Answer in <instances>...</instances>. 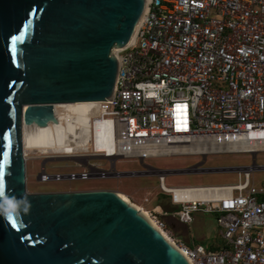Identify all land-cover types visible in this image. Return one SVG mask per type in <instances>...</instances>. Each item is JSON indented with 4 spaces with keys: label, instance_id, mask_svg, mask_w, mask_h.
<instances>
[{
    "label": "built area",
    "instance_id": "obj_1",
    "mask_svg": "<svg viewBox=\"0 0 264 264\" xmlns=\"http://www.w3.org/2000/svg\"><path fill=\"white\" fill-rule=\"evenodd\" d=\"M118 58L110 102L78 103L75 124L50 126L73 127L74 141L92 144L87 153L54 156L86 168L69 180L110 178L118 160L264 152V0H147L134 40ZM256 170H244L238 185L168 187V174L148 167L175 209L147 212L168 236L163 217L189 225L197 213L217 216L218 251L173 240L191 264H264V187L251 182ZM199 192L209 198H185Z\"/></svg>",
    "mask_w": 264,
    "mask_h": 264
},
{
    "label": "water",
    "instance_id": "obj_2",
    "mask_svg": "<svg viewBox=\"0 0 264 264\" xmlns=\"http://www.w3.org/2000/svg\"><path fill=\"white\" fill-rule=\"evenodd\" d=\"M146 6L147 0H0V200L28 201L8 215L0 212V264H191L118 191L27 190L24 126L73 125L76 104L110 102L118 52L131 45ZM252 156L257 166V154ZM50 159L69 158L45 160ZM206 159L164 172L248 168L205 169ZM150 175L118 172L110 178Z\"/></svg>",
    "mask_w": 264,
    "mask_h": 264
},
{
    "label": "rangeland",
    "instance_id": "obj_3",
    "mask_svg": "<svg viewBox=\"0 0 264 264\" xmlns=\"http://www.w3.org/2000/svg\"><path fill=\"white\" fill-rule=\"evenodd\" d=\"M46 156L29 157L27 159V190L29 193H53L69 191H89V190H114L126 196L133 204L145 211H152L157 206H161L166 212L174 210L170 196L165 195L160 189L159 177L156 175L140 177H114L107 179H91L88 181L61 180L43 182L39 178L42 174L43 163L46 161V173L50 176L70 174H80L86 168L79 166L80 161L74 159H50ZM203 161L200 156H180L161 159H150L145 161L147 167H152L162 171H173L186 169ZM91 164L102 166L105 170L111 169L110 161L105 159H93ZM256 168L264 167V152L257 155ZM254 166V158L250 154H212L209 155L204 164L205 169L218 168H244ZM116 169L119 173L146 172V168L138 159L118 160ZM245 180L244 173L240 172H220V173H197L185 175H168L166 185L168 187H191V186H222L238 185ZM251 182L257 188L264 187V170H256L252 173ZM170 208H173L170 210ZM179 212V209L176 210ZM161 218L162 216L159 215ZM168 223L167 231L172 240L177 243L182 242L186 234L184 226L173 228L172 224L176 218L163 217ZM205 225L204 231L199 230L201 225ZM192 241H197L198 236L205 234L215 242H221L217 224V216L205 214L197 221V225L188 226ZM199 234V235H198ZM169 236V237H170ZM194 245L190 248L195 249Z\"/></svg>",
    "mask_w": 264,
    "mask_h": 264
},
{
    "label": "bare ground",
    "instance_id": "obj_4",
    "mask_svg": "<svg viewBox=\"0 0 264 264\" xmlns=\"http://www.w3.org/2000/svg\"><path fill=\"white\" fill-rule=\"evenodd\" d=\"M142 20L140 22V25L142 23ZM91 103L93 102L79 103L78 107L80 108L84 104H91ZM73 130H74L73 127H69V128H66L64 131L60 132V131H57V129H54L51 127L50 128H39L35 126L25 125L23 128V145H24V152H25L26 158L28 159L29 157H36V156L37 157L46 156L47 158V157H54L55 155L87 153L85 151L88 150L92 144L88 142L89 140L74 141L72 139L73 134H74ZM122 196L127 201H130L123 194ZM185 198L187 200H195L198 198L205 199V198H209V194H206L204 192L188 193L185 196ZM137 207L141 211H143V213L149 219H151L147 211L143 210L139 206ZM164 234L170 241H172L175 244V242L166 233Z\"/></svg>",
    "mask_w": 264,
    "mask_h": 264
},
{
    "label": "crops",
    "instance_id": "obj_5",
    "mask_svg": "<svg viewBox=\"0 0 264 264\" xmlns=\"http://www.w3.org/2000/svg\"><path fill=\"white\" fill-rule=\"evenodd\" d=\"M173 208H170V210ZM175 209V208H174ZM205 216L204 213H197L195 214V219L194 222L192 224L197 225V221L200 218H203ZM191 225V224H189ZM189 225H185L183 224L181 221H179V219H176V221L172 224L173 228H179L180 226H184L186 234L183 236V238H181L183 241L182 243L186 244L188 247H190L191 245H194V248H197L198 246H205L207 250L209 251H218L221 246L222 243L221 242H215L212 239H210L207 235L202 234L198 236V240L197 241H192L191 237H190V231H189ZM205 225H201L200 229L201 231H204Z\"/></svg>",
    "mask_w": 264,
    "mask_h": 264
},
{
    "label": "clouds",
    "instance_id": "obj_6",
    "mask_svg": "<svg viewBox=\"0 0 264 264\" xmlns=\"http://www.w3.org/2000/svg\"><path fill=\"white\" fill-rule=\"evenodd\" d=\"M27 199L18 200L16 198H4L0 200V212H3L5 215L10 214L13 211H18L21 204H27Z\"/></svg>",
    "mask_w": 264,
    "mask_h": 264
},
{
    "label": "snow or ice",
    "instance_id": "obj_7",
    "mask_svg": "<svg viewBox=\"0 0 264 264\" xmlns=\"http://www.w3.org/2000/svg\"><path fill=\"white\" fill-rule=\"evenodd\" d=\"M5 161H7V155H5ZM3 180H4V174L2 171H0V184L3 183Z\"/></svg>",
    "mask_w": 264,
    "mask_h": 264
},
{
    "label": "trees",
    "instance_id": "obj_8",
    "mask_svg": "<svg viewBox=\"0 0 264 264\" xmlns=\"http://www.w3.org/2000/svg\"><path fill=\"white\" fill-rule=\"evenodd\" d=\"M158 218H160V217L158 216Z\"/></svg>",
    "mask_w": 264,
    "mask_h": 264
}]
</instances>
